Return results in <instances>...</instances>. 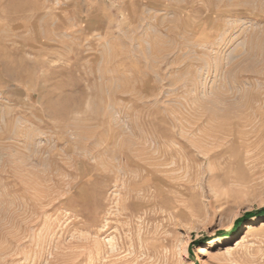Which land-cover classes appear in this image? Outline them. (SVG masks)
Returning <instances> with one entry per match:
<instances>
[{
    "label": "rangeland",
    "instance_id": "obj_1",
    "mask_svg": "<svg viewBox=\"0 0 264 264\" xmlns=\"http://www.w3.org/2000/svg\"><path fill=\"white\" fill-rule=\"evenodd\" d=\"M0 264H264V0H0Z\"/></svg>",
    "mask_w": 264,
    "mask_h": 264
},
{
    "label": "bare ground",
    "instance_id": "obj_2",
    "mask_svg": "<svg viewBox=\"0 0 264 264\" xmlns=\"http://www.w3.org/2000/svg\"><path fill=\"white\" fill-rule=\"evenodd\" d=\"M262 225H263V223H262ZM248 233H249V230H247V231H246V233H245L244 237H245V236H247V235H248ZM244 237H243V238H244Z\"/></svg>",
    "mask_w": 264,
    "mask_h": 264
},
{
    "label": "trees",
    "instance_id": "obj_3",
    "mask_svg": "<svg viewBox=\"0 0 264 264\" xmlns=\"http://www.w3.org/2000/svg\"><path fill=\"white\" fill-rule=\"evenodd\" d=\"M260 211H261V210H257V212H255V213H260Z\"/></svg>",
    "mask_w": 264,
    "mask_h": 264
}]
</instances>
